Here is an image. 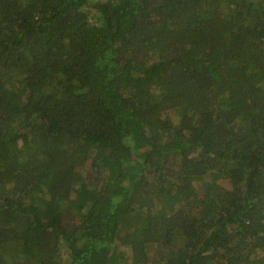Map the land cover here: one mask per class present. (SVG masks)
Listing matches in <instances>:
<instances>
[{"label":"trees","instance_id":"1","mask_svg":"<svg viewBox=\"0 0 264 264\" xmlns=\"http://www.w3.org/2000/svg\"><path fill=\"white\" fill-rule=\"evenodd\" d=\"M0 264H264V0H0Z\"/></svg>","mask_w":264,"mask_h":264},{"label":"rangeland","instance_id":"2","mask_svg":"<svg viewBox=\"0 0 264 264\" xmlns=\"http://www.w3.org/2000/svg\"><path fill=\"white\" fill-rule=\"evenodd\" d=\"M222 185H224L225 187H229V185L227 184V181L222 182Z\"/></svg>","mask_w":264,"mask_h":264}]
</instances>
